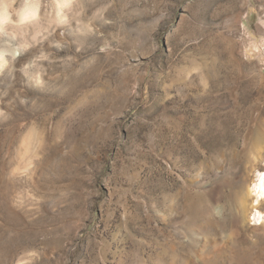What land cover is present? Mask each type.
I'll list each match as a JSON object with an SVG mask.
<instances>
[{"label":"rangeland","instance_id":"374dc122","mask_svg":"<svg viewBox=\"0 0 264 264\" xmlns=\"http://www.w3.org/2000/svg\"><path fill=\"white\" fill-rule=\"evenodd\" d=\"M0 55V264H264V0H0Z\"/></svg>","mask_w":264,"mask_h":264},{"label":"bare ground","instance_id":"6f19581e","mask_svg":"<svg viewBox=\"0 0 264 264\" xmlns=\"http://www.w3.org/2000/svg\"><path fill=\"white\" fill-rule=\"evenodd\" d=\"M1 58H2V56H1ZM3 60H4V58H3ZM1 63H2V61H1ZM239 193H236V195H234L235 196L234 199L237 203L236 205L238 206V209H239L238 211H239V213H241L244 205H243V200H242L243 197ZM248 194L250 196H252V201L250 202L251 203V207H250L251 211L249 213V214H252V216H251L252 219H250V220L256 224L264 223V212L259 210L258 208H254L255 205H258L261 201L263 202V200H264V171H260V170L256 171L255 179L253 181H251V183L249 184Z\"/></svg>","mask_w":264,"mask_h":264}]
</instances>
